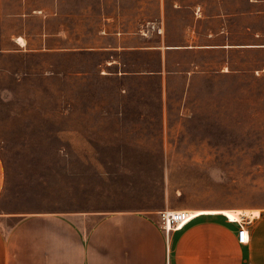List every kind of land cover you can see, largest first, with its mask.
Listing matches in <instances>:
<instances>
[{
    "label": "rangeland",
    "instance_id": "1",
    "mask_svg": "<svg viewBox=\"0 0 264 264\" xmlns=\"http://www.w3.org/2000/svg\"><path fill=\"white\" fill-rule=\"evenodd\" d=\"M3 1L5 211L124 206L145 192L157 204L164 184L169 209H264V0ZM18 34L28 51H4ZM122 36L138 49L98 50ZM163 57L164 123L160 76L123 90L105 66L146 73Z\"/></svg>",
    "mask_w": 264,
    "mask_h": 264
},
{
    "label": "crops",
    "instance_id": "2",
    "mask_svg": "<svg viewBox=\"0 0 264 264\" xmlns=\"http://www.w3.org/2000/svg\"><path fill=\"white\" fill-rule=\"evenodd\" d=\"M3 2L0 0V26L4 17ZM18 37L24 39V45L18 44ZM124 38H114L113 44L98 50L138 49L135 45H124ZM12 41L15 48L4 51H28L24 36L18 34ZM196 48L195 45H166L165 52H189ZM148 49L160 48L150 46ZM81 52L89 53H78ZM107 63L106 67L118 69L107 73L116 76L115 81L123 90L130 76L161 77L159 89L164 123L165 73L172 72L167 67L166 57H163L162 68L146 73L124 69L126 64L114 59ZM8 187L7 171L0 155V264H264V209H247L259 210L260 214L238 219L227 209L183 207L180 209L190 211L189 219L167 235L160 228V212L169 209L170 191L165 190V184L157 204L151 203L145 192L143 199L131 197L124 206L114 202L93 210L70 207L18 212L3 208Z\"/></svg>",
    "mask_w": 264,
    "mask_h": 264
},
{
    "label": "built area",
    "instance_id": "3",
    "mask_svg": "<svg viewBox=\"0 0 264 264\" xmlns=\"http://www.w3.org/2000/svg\"><path fill=\"white\" fill-rule=\"evenodd\" d=\"M190 211L185 209H166L160 212V228L165 234H170L190 217Z\"/></svg>",
    "mask_w": 264,
    "mask_h": 264
},
{
    "label": "bare ground",
    "instance_id": "4",
    "mask_svg": "<svg viewBox=\"0 0 264 264\" xmlns=\"http://www.w3.org/2000/svg\"><path fill=\"white\" fill-rule=\"evenodd\" d=\"M18 44L24 45V39L21 37L16 38ZM231 215H233L235 218H239L240 216H248L250 217H256L260 214L259 210H232L230 212Z\"/></svg>",
    "mask_w": 264,
    "mask_h": 264
}]
</instances>
